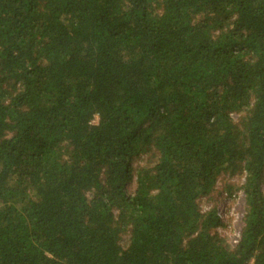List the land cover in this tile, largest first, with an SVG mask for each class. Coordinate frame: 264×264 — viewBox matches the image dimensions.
<instances>
[{
	"label": "trees",
	"instance_id": "obj_1",
	"mask_svg": "<svg viewBox=\"0 0 264 264\" xmlns=\"http://www.w3.org/2000/svg\"><path fill=\"white\" fill-rule=\"evenodd\" d=\"M0 264H264V0H0Z\"/></svg>",
	"mask_w": 264,
	"mask_h": 264
},
{
	"label": "rangeland",
	"instance_id": "obj_2",
	"mask_svg": "<svg viewBox=\"0 0 264 264\" xmlns=\"http://www.w3.org/2000/svg\"><path fill=\"white\" fill-rule=\"evenodd\" d=\"M95 123H97L98 118H96ZM240 183L243 180L237 179L235 180ZM128 191H133V187H129ZM235 194L233 196H229L228 193H220L219 195L215 196V202L219 204L218 211L223 222L227 225L220 229L221 234L226 235L228 241L233 243L237 241L240 230L242 227V216L245 206V199L242 191L237 190L234 191ZM204 200L202 203L203 207L207 208L211 205V203Z\"/></svg>",
	"mask_w": 264,
	"mask_h": 264
},
{
	"label": "built area",
	"instance_id": "obj_3",
	"mask_svg": "<svg viewBox=\"0 0 264 264\" xmlns=\"http://www.w3.org/2000/svg\"><path fill=\"white\" fill-rule=\"evenodd\" d=\"M97 118V117H96Z\"/></svg>",
	"mask_w": 264,
	"mask_h": 264
}]
</instances>
